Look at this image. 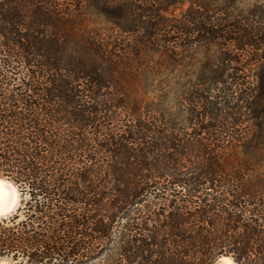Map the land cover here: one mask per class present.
Wrapping results in <instances>:
<instances>
[{
    "label": "trees",
    "instance_id": "16d2710c",
    "mask_svg": "<svg viewBox=\"0 0 264 264\" xmlns=\"http://www.w3.org/2000/svg\"><path fill=\"white\" fill-rule=\"evenodd\" d=\"M202 43L218 56L180 108L149 102L151 62ZM0 176L16 263L264 264V9L0 0Z\"/></svg>",
    "mask_w": 264,
    "mask_h": 264
},
{
    "label": "rangeland",
    "instance_id": "374dc122",
    "mask_svg": "<svg viewBox=\"0 0 264 264\" xmlns=\"http://www.w3.org/2000/svg\"><path fill=\"white\" fill-rule=\"evenodd\" d=\"M234 1V0H232ZM236 6L241 10L258 8L264 9V0H235ZM188 5L185 2L178 6L174 13L178 14ZM92 25L97 23L92 19ZM219 53L216 43H202L193 45L180 53L179 62L166 61L162 65H155L152 70L141 77V85L147 92V100L160 109L175 112L180 108V93L189 86L205 70L207 63L213 65ZM159 52H149L152 61L160 62ZM179 55V56H180ZM231 257V256H230ZM3 264H19L9 257H0ZM218 262V259L214 264ZM0 264H2L0 262Z\"/></svg>",
    "mask_w": 264,
    "mask_h": 264
},
{
    "label": "bare ground",
    "instance_id": "6f19581e",
    "mask_svg": "<svg viewBox=\"0 0 264 264\" xmlns=\"http://www.w3.org/2000/svg\"><path fill=\"white\" fill-rule=\"evenodd\" d=\"M17 196L18 193L15 186L3 179H0V203L6 205V208L9 210L12 207L13 203H15V201L17 200ZM0 262L3 264L2 261ZM232 262V257L223 256L219 258L217 264H232Z\"/></svg>",
    "mask_w": 264,
    "mask_h": 264
},
{
    "label": "water",
    "instance_id": "95a60500",
    "mask_svg": "<svg viewBox=\"0 0 264 264\" xmlns=\"http://www.w3.org/2000/svg\"><path fill=\"white\" fill-rule=\"evenodd\" d=\"M0 179H3L9 183H11L12 185H14L8 178L6 177H1L0 176ZM15 186V185H14ZM16 190H17V193H18V196H17V200L15 201V203H13L12 207L8 210L6 207V205H4L3 203H0V216H6L12 212H14L16 210V208L19 206L20 204V193L17 189V187L15 186ZM8 205V204H7ZM223 256H229V255H222L220 257H223ZM219 257V258H220ZM219 258H218V261H219ZM217 264V263H216Z\"/></svg>",
    "mask_w": 264,
    "mask_h": 264
},
{
    "label": "clouds",
    "instance_id": "9594fccd",
    "mask_svg": "<svg viewBox=\"0 0 264 264\" xmlns=\"http://www.w3.org/2000/svg\"><path fill=\"white\" fill-rule=\"evenodd\" d=\"M232 264H235V262L233 261Z\"/></svg>",
    "mask_w": 264,
    "mask_h": 264
}]
</instances>
